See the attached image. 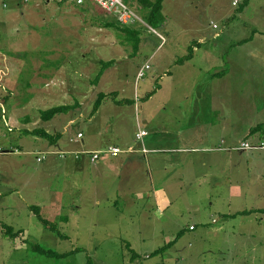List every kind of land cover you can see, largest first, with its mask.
I'll list each match as a JSON object with an SVG mask.
<instances>
[{
  "label": "rangeland",
  "instance_id": "374dc122",
  "mask_svg": "<svg viewBox=\"0 0 264 264\" xmlns=\"http://www.w3.org/2000/svg\"><path fill=\"white\" fill-rule=\"evenodd\" d=\"M234 1L163 0L162 25L133 26L140 33L135 51L133 38L107 26L115 19L93 1L76 6L0 0V264H264V222L257 215L256 225L241 215L224 216L237 209L226 207V183L216 187L213 199L210 177L201 173L192 184L159 188L160 176L156 173L151 184L146 159L136 151L138 160L124 166L100 164L78 170V160L87 156L61 157L64 151L58 147H51L58 153L38 162L36 156L49 141L25 133L43 129L61 132L65 139L67 122L79 115L78 96H89L93 89L117 91V100L133 99L136 84L138 120L134 106L126 103L118 109L108 99L99 114L86 112L76 123L85 130L86 140L95 136L122 149L131 144L136 150L141 143L133 127L145 128L143 117H153L148 140L158 142L162 116L180 114V103L162 111L156 96L143 110L141 106L173 57L187 53L200 38L212 49L227 48L223 53H232L236 47L230 48L229 42L241 39L248 42L243 53L256 46L264 49V0ZM133 5L143 18L146 9ZM215 33L221 36L214 39ZM146 63L150 68L137 79ZM247 67L249 72L231 78L227 95L229 106L241 105L246 112L264 105V64ZM190 99L194 106L196 98ZM31 100L35 108L24 110ZM61 105L72 110L41 120L42 110ZM151 186L156 188L154 198L148 191ZM169 197H175L174 203L166 204ZM34 206L42 218L55 223L60 235L40 223L31 210ZM4 225L23 230V236L10 239ZM241 230L262 233L256 238L263 239L247 240ZM34 244L66 255L35 252Z\"/></svg>",
  "mask_w": 264,
  "mask_h": 264
},
{
  "label": "crops",
  "instance_id": "0c3cea01",
  "mask_svg": "<svg viewBox=\"0 0 264 264\" xmlns=\"http://www.w3.org/2000/svg\"><path fill=\"white\" fill-rule=\"evenodd\" d=\"M221 33H215L213 38H219ZM244 40L229 42L232 44L230 48L236 47L229 54V51L227 53L222 52L223 50L227 51V48H223L221 45L214 49L205 46V41L200 38L196 43L193 42L194 45L189 46L193 50L190 59L182 63L178 62L179 58L188 54L187 52L181 57H173L168 68L162 69L159 81L156 80L153 90L145 94L146 100L143 102L141 110H143L145 103L158 96L161 104L159 106L160 110H172L174 107H178L180 103L178 109L180 114L174 113L168 117L162 116L161 124L158 127L160 131L158 142L155 143L152 139L148 140L149 131L147 128H152L154 118L144 116L143 126L145 128L140 127L138 121L137 124L139 125L133 127L134 138L137 127L147 132L142 142H139L141 143L140 149L135 150L131 144H126L127 148H121L123 150L121 153L116 155L106 154L97 163L91 162L89 155L80 154V156L84 155L88 158L83 157V159L78 160L75 167L80 170L91 165L97 166L100 164L109 167L115 163L124 166L136 162L138 159L135 158V151L136 153L140 152V156L146 159L144 163L145 167L149 169L148 175L151 178V184L157 173L160 176V182L163 184L159 188L169 190L173 185H179L180 187L185 183L192 184L201 173L202 176L210 177L211 189L208 192L211 193L209 196L211 199L214 198L213 194L215 192L213 191L216 187L226 183L227 191L224 194L226 207L237 209L223 212L225 217L241 215L244 220L256 225L258 222H255L253 217L257 215L261 217L260 222L263 223L264 149L252 151L237 150L236 148L242 142L258 144L264 140V105L261 108L253 106L246 112L241 105L229 106V100L227 99L231 78L238 72L242 74L249 72L251 69L247 66H251V64H264V49L256 46L255 49L257 50L243 53L242 48L248 47L245 46L248 42ZM162 43L165 45L167 40L163 39ZM204 79H206V82H204ZM90 91L89 96L87 94L78 96L79 107L77 110H79V115L74 120L70 119L65 126V130L67 129L69 132L68 137L62 139L63 133L56 132L61 134L58 141L53 144L47 141L48 143L43 145V151L39 152L58 153L56 150H52L51 147H58L59 150L61 149L60 151L64 152H92L116 146L106 144L102 139L99 140L95 136L86 140L85 130L76 123L78 119H82L86 112L93 115L99 114L109 99H105L98 110L93 112L97 94L102 91L95 93L93 89H90ZM134 93L133 99H120L132 101L130 106H134L136 119L138 120L139 105L137 99L139 95L136 92V84ZM92 95L95 97L94 101ZM190 96L196 98L197 103L194 106L190 104ZM89 98L90 105H88ZM181 102L185 104L184 108L181 107ZM112 103L118 109L123 107L113 100ZM34 104L35 101L31 100V106H23V109L25 110L27 107L35 108ZM89 118L91 120L92 117ZM24 120L29 121V118L25 116ZM258 125H262V128L252 132L251 129ZM77 134H82V136L78 138ZM96 136L100 137V133ZM70 139H73V141L70 142ZM143 148L146 152H143ZM148 153L154 155L147 157L146 154ZM75 158L77 159L79 156H74ZM81 183L82 186H85L84 182L81 181ZM155 189L151 186L148 190L153 198ZM131 199L132 197L127 200ZM174 201L175 197L166 198V204H172ZM245 212L248 213L245 214ZM189 229L193 230L194 228L191 226ZM258 234L262 235V233H246L241 230V236L254 242L263 239V237L256 238Z\"/></svg>",
  "mask_w": 264,
  "mask_h": 264
},
{
  "label": "trees",
  "instance_id": "16d2710c",
  "mask_svg": "<svg viewBox=\"0 0 264 264\" xmlns=\"http://www.w3.org/2000/svg\"><path fill=\"white\" fill-rule=\"evenodd\" d=\"M137 2L146 9V13L145 16L143 17L145 19V21L148 23V25H150L151 27L154 26H160L163 24L164 21V17H163V0H137ZM247 5L246 1L245 3H243L242 7H241V11L243 10V7H245ZM107 26H116L117 28L121 29L122 31H124L125 33H127L129 39L133 38L132 40L135 41L134 42V49L135 51L137 50V47L139 45V30L130 26H123L121 25L119 22H117L116 20L114 21V23H107ZM138 40V41H137ZM137 41V42H136ZM192 48L189 47L188 50V54H186L185 56L179 58L178 62L182 63L188 59H190L192 57ZM108 63H106L104 66H107ZM104 66L102 67V69H100L99 73L96 76V80H98L100 78V76L102 75V73L104 72ZM118 92L117 91H112L110 93H103L100 92L97 94V98L94 102L93 105V112H96L98 110V108L101 106L102 102L109 98L112 99L116 104L121 105V104H126V103H132L131 100L128 99H115L117 97ZM70 110H72V106L69 105H61V106H54L51 107L47 110H42L40 113V118L43 121H49L51 119H53L56 115L58 114H62V113H67ZM262 128V125H258L255 126L254 128L251 129L252 132L258 131ZM25 133L28 134H33L36 136H39L41 138H44L46 140H48L51 144L56 143L58 141V139L60 138L61 134L60 133H56V134H50L47 131L43 130V129H34V130H29V131H25ZM32 212L37 216L38 220L40 221V223L47 229L51 230V231H55L60 235V232L57 231L55 223L44 219L40 216L39 212H38V207H33L31 208ZM248 212H245V214H247ZM244 214V213H243ZM5 231L4 234L9 237L10 239H14V238H20L23 236L24 232L23 230H17L15 231L13 229L12 226H8V225H4L3 226ZM171 243H168L167 245H170ZM167 246L160 248L159 250L155 251L154 253H158L161 250H164V248H166ZM33 249L35 250V252L41 253V254H45V255H49L52 257H62L63 255L66 254H59L57 252H54L53 250L50 249H45L43 247H41L39 244H34L33 245Z\"/></svg>",
  "mask_w": 264,
  "mask_h": 264
},
{
  "label": "built area",
  "instance_id": "2783aa9c",
  "mask_svg": "<svg viewBox=\"0 0 264 264\" xmlns=\"http://www.w3.org/2000/svg\"><path fill=\"white\" fill-rule=\"evenodd\" d=\"M24 2H31L33 0H23ZM42 3H50L54 2L56 4H72L76 6H83L87 1H93L99 7H101L108 15L114 18L117 22H119L123 26H138V25H145L146 21L141 18L138 9L133 4L138 5L137 0H41ZM236 4V1H234ZM216 28L217 26L214 24L213 26ZM156 34H158L156 32ZM159 35V34H158ZM160 36V35H159ZM150 68V65L146 63L143 65L137 73L136 78L140 79L144 77L145 71ZM147 135V132L140 127H137L135 130V139L138 142H142L143 137ZM82 134H77V137H81ZM237 150H257V149H264V140H262L258 144H252L249 142H242L239 147L236 148ZM143 152L146 150L143 148ZM123 150L119 147L112 146L103 150L99 151H81V152H61V157H65L66 155H71L75 153L76 156L80 154H87L90 157L91 162L97 163L100 158L106 154L116 155L121 153ZM51 152H42L37 155L36 159L38 162L42 161L46 155L50 154Z\"/></svg>",
  "mask_w": 264,
  "mask_h": 264
}]
</instances>
